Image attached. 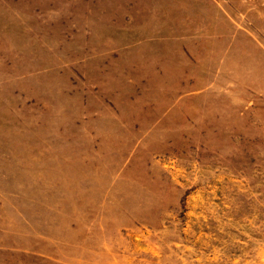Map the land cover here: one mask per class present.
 <instances>
[{"label":"rangeland","instance_id":"obj_1","mask_svg":"<svg viewBox=\"0 0 264 264\" xmlns=\"http://www.w3.org/2000/svg\"><path fill=\"white\" fill-rule=\"evenodd\" d=\"M0 264H264V0H0Z\"/></svg>","mask_w":264,"mask_h":264}]
</instances>
